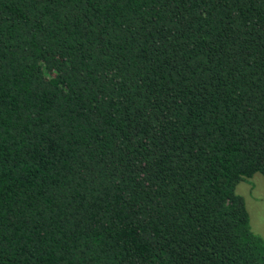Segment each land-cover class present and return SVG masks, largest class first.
<instances>
[{"label":"trees","instance_id":"trees-1","mask_svg":"<svg viewBox=\"0 0 264 264\" xmlns=\"http://www.w3.org/2000/svg\"><path fill=\"white\" fill-rule=\"evenodd\" d=\"M264 0H0V264H264Z\"/></svg>","mask_w":264,"mask_h":264},{"label":"rangeland","instance_id":"rangeland-1","mask_svg":"<svg viewBox=\"0 0 264 264\" xmlns=\"http://www.w3.org/2000/svg\"><path fill=\"white\" fill-rule=\"evenodd\" d=\"M237 193L245 199L252 231L264 239V176L257 174L240 183Z\"/></svg>","mask_w":264,"mask_h":264}]
</instances>
